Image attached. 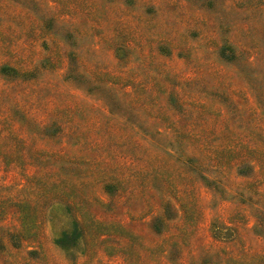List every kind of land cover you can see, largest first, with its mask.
I'll return each mask as SVG.
<instances>
[{"label": "rangeland", "instance_id": "rangeland-1", "mask_svg": "<svg viewBox=\"0 0 264 264\" xmlns=\"http://www.w3.org/2000/svg\"><path fill=\"white\" fill-rule=\"evenodd\" d=\"M0 264H264V0H0Z\"/></svg>", "mask_w": 264, "mask_h": 264}]
</instances>
